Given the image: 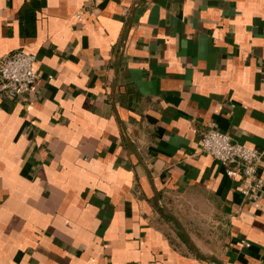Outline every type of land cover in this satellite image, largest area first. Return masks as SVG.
<instances>
[{"label": "crops", "instance_id": "obj_1", "mask_svg": "<svg viewBox=\"0 0 264 264\" xmlns=\"http://www.w3.org/2000/svg\"><path fill=\"white\" fill-rule=\"evenodd\" d=\"M17 49L39 79L0 98V264H264V197L201 149L212 121L264 179V0H0Z\"/></svg>", "mask_w": 264, "mask_h": 264}, {"label": "built area", "instance_id": "obj_2", "mask_svg": "<svg viewBox=\"0 0 264 264\" xmlns=\"http://www.w3.org/2000/svg\"><path fill=\"white\" fill-rule=\"evenodd\" d=\"M35 60L34 54L21 49L0 57V98L26 101L39 79ZM201 149L224 167L227 176L240 178V192L245 200L257 202L264 197V179L260 175L262 150L233 142L212 121L201 134Z\"/></svg>", "mask_w": 264, "mask_h": 264}]
</instances>
